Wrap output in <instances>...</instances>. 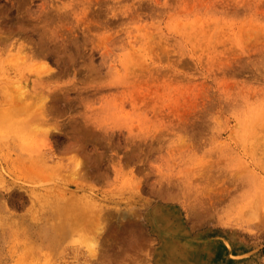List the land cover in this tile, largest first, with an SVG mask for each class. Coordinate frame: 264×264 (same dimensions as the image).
Instances as JSON below:
<instances>
[{
    "label": "rangeland",
    "instance_id": "obj_1",
    "mask_svg": "<svg viewBox=\"0 0 264 264\" xmlns=\"http://www.w3.org/2000/svg\"><path fill=\"white\" fill-rule=\"evenodd\" d=\"M0 37V121L34 110L18 45L52 69L47 122L0 123V264H169L155 206L174 248L264 264V0H0Z\"/></svg>",
    "mask_w": 264,
    "mask_h": 264
},
{
    "label": "bare ground",
    "instance_id": "obj_2",
    "mask_svg": "<svg viewBox=\"0 0 264 264\" xmlns=\"http://www.w3.org/2000/svg\"><path fill=\"white\" fill-rule=\"evenodd\" d=\"M4 38V37H3ZM2 38V39H3ZM2 39H1V37H0V41H2ZM6 43V42H5ZM3 46H4V44H2ZM26 45L24 44V43H20L19 45H18V49L17 50H15L17 53L15 54V57H18V58H20L21 59V61L23 62V63H25V64H29V65H31L33 68H34V70H32V71H35L34 73H35V75L33 76V80L30 82V85H31V89H32V91H33V94H34V96L36 97V99L35 100H33V101H30V105L31 106H33V108H34V110L30 113V114H25L23 117H20V118H17L18 120L20 119V121L19 122H16V124L15 125H13V120H12V122H9L10 121V119L6 122L5 120L4 121H0V123H5V124H8L7 125V127L9 126H11L10 128H9V131L10 132H14V131H16V129H17V127L19 126V125H25V124H27V123H29L28 125L29 126H27L28 128L30 127V123H33V122H37V120H43V121H45V122H47V120H48V106H47V102H45V99H46V93L44 94V95H41L40 97H38L37 98V94H36V90L38 89V88H41V89H43L45 92H47V89L46 88H48L49 87V85H47L45 82H43V77L44 78H46V79H48V73H51V68L48 66V64L45 62V61H37L36 59V57L37 56H35L34 54H30L29 52H27V51H25V49H26ZM3 48V47H2ZM6 48V47H5ZM8 49H9V47H7ZM7 52V51H6ZM5 52V53H6ZM30 72L29 73H33L32 71H31V69L29 70ZM30 75V74H29ZM45 75H47V77L45 76ZM50 75V74H49ZM50 78V77H49ZM49 84V83H48ZM54 86V85H53ZM49 90V89H48ZM20 101V100H19ZM15 109L18 111V112H20V109H19V104H18V101H16V107H15ZM14 110V109H13ZM12 110V111H13ZM9 111H11V110H6V111H3L4 113H8ZM13 119V118H12ZM16 120V119H15ZM17 123H19V125L17 126ZM21 123V124H20ZM12 125H13V128L14 127H16V129L14 128H12ZM33 126V125H32ZM6 127V128H7ZM20 127V126H19ZM18 127V128H19ZM35 127V126H34ZM12 128V129H11ZM36 128V127H35ZM39 128V127H38ZM20 130L22 129V132H26V130H27V128H25L24 126L23 127H21V128H19ZM26 129V130H25ZM31 129H32V127H31ZM34 129V128H33ZM32 129V130H33ZM4 130V129H3ZM12 130H14V131H12ZM23 130H25V131H23ZM35 130V129H34ZM34 130H33V132H34ZM7 131V130H6ZM9 131H7V132H9ZM29 132H30V130H28ZM39 131V130H38ZM6 132V133H7ZM36 132H37V130H36ZM35 132V133H36ZM28 133V132H27ZM41 133H43L44 135H46V136H44V137H46V139H47V134H50V130H48V128L46 127L45 129H41L40 128V135H42ZM7 134H9V133H7ZM29 134H31V135H33L31 132L29 133ZM28 134V135H29ZM37 135L39 134V132H37L36 133ZM21 136V135H20ZM27 136V135H26ZM25 136V137H26ZM39 136V135H38ZM42 136V137H43ZM30 137V135L28 136V139H30L29 138ZM36 137V136H35ZM34 137V138H35ZM41 137V138H42ZM33 138V139H34ZM40 138V140H43V139H41ZM25 139V138H24ZM27 139V138H26ZM36 139V138H35ZM34 139V140H35ZM37 139H38V137H37ZM31 140L32 142H37V140ZM39 140V139H38ZM29 142H30V140H29ZM42 142H44V141H42ZM38 143L40 144L41 143V141L39 142L38 141ZM46 143V142H45ZM79 146H81L80 144H79ZM37 148V147H36ZM21 166V165H20ZM25 165H24V163H23V167H24ZM27 166V165H26ZM29 166V165H28ZM22 167V166H21ZM22 167V168H23ZM25 168V167H24ZM23 168V169H24ZM28 170H30L29 168H31L30 166H29V168L28 167H26ZM75 169H76V173L75 174H77L76 176L77 177H79V187H81V188H79V189H85V187L87 186V185H89L90 183L88 182V181H86V180H84V178H85V174L86 173H84V170H82V163H81V161L79 160V162L77 163V165H76V167H75ZM85 175V176H84ZM78 183V182H77ZM89 183V184H88ZM84 185V186H83ZM56 186H58V185H56ZM60 187H63V186H61V185H59ZM93 186V185H92ZM92 186H91V184H90V187L92 188ZM68 188V187H67ZM60 189V188H59ZM62 189V188H61ZM60 189V190H61ZM65 189V188H64ZM93 189V188H92ZM66 190V189H65ZM68 190V189H67ZM64 191V190H63ZM89 191V190H88ZM92 191V190H91ZM91 191H89L91 194H93ZM61 192V191H60ZM69 192V191H68ZM65 193V192H64ZM74 195H76V194H74ZM14 202V201H13ZM82 203L85 207H86V205L85 204H87L88 205V202H87V200H85V199H83V198H79V203ZM23 203V202H22ZM77 210L78 209H82V210H79L80 211V214H82V215H79V211H78V216H76V218H73V221H75V224L74 225H78L79 226V229L80 230H83L84 232L85 231H87V232H89V234L91 233H93L92 234V237L94 238V236H95V233H96V231L98 230L99 232L101 231L102 232V230H103V228L102 227H96V226H94V227H91L92 225H94V224H92L91 223V221H90V219H94V223L95 224H104V221H103V215H101L100 216V211H102V209H103V207L102 206H98L97 204L95 205V203H93V205L91 206V205H89V207L87 206L86 207V212H85V215H83V213H84V211H83V207L82 206H80L79 204H77V208H76ZM155 213H157V206H155V207H153L152 209H150L149 211H148V213H147V217L150 219V221L151 220H153V221H155V223L153 222V221H151L152 223H153V230H154V232H155V234H158V235H160L161 237H162V242H161V245H160V250H158V252H162V253H165V254H168L167 256H166V258H169L168 259V261H170V263L169 264H199L200 262H201V264L203 263V264H206L208 261H206L205 260V258L204 257H202L201 256V258H200V256H197L198 255V253H200V250L199 249H194V246H192V244L191 243H188L191 247H193V248H190V247H183V248H181V247H178V248H174V243H177V241L178 240H180V239H182L181 237H179V238H176V240L174 239V241H169L170 239H168L167 237H165L164 235H163V231L165 230V229H168V228H166V227H163V223H161V222H156V215H155ZM77 215V214H76ZM149 216H151V217H149ZM60 219V218H59ZM102 220V222H100ZM89 222V226H87L86 228H84V226H85V222ZM79 230V231H80ZM98 233V232H97ZM23 234V233H22ZM88 234V235H89ZM65 235V234H64ZM89 238V237H88ZM55 239V238H54ZM60 239V238H59ZM91 240V239H90ZM94 240V239H93ZM169 241V242H168ZM57 242V241H56ZM54 245H55V243H54ZM89 245L90 246H92V247H90L91 248V250L94 252V250H93V248H94V243L93 242H91V243H89ZM46 247V246H45ZM51 247V246H50ZM34 250H35V248H34ZM48 250V249H47ZM46 250V251H47ZM90 250V251H91ZM91 251V252H92ZM115 254V253H114ZM193 254H197V255H195V257L193 258ZM116 255V254H115ZM49 257V256H48ZM47 258V257H46ZM116 258H117V256H116ZM100 260L98 261V262H93L92 261V264H108V263H110L111 262V260H110V256H105V255H102V256H100V258H99ZM199 262V263H198Z\"/></svg>",
    "mask_w": 264,
    "mask_h": 264
},
{
    "label": "crops",
    "instance_id": "obj_3",
    "mask_svg": "<svg viewBox=\"0 0 264 264\" xmlns=\"http://www.w3.org/2000/svg\"><path fill=\"white\" fill-rule=\"evenodd\" d=\"M219 253H221V252H219ZM112 256V255H111ZM113 258L111 259V262L113 263V264H115V262H116V255H113L112 256Z\"/></svg>",
    "mask_w": 264,
    "mask_h": 264
}]
</instances>
